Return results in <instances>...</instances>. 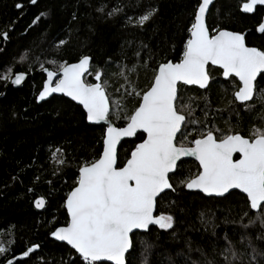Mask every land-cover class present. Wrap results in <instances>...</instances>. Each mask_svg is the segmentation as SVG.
I'll list each match as a JSON object with an SVG mask.
<instances>
[{"label":"trees","instance_id":"obj_1","mask_svg":"<svg viewBox=\"0 0 264 264\" xmlns=\"http://www.w3.org/2000/svg\"><path fill=\"white\" fill-rule=\"evenodd\" d=\"M247 2L216 0L207 14L208 30L211 35L219 30L239 33L246 46L264 51V33L258 31L264 23V4L244 12ZM197 5L198 0H36L35 4L0 0V77H9L0 78V247L6 249L0 253V264L17 257L21 258L13 264H72L78 255L51 239V233L67 224L64 202L75 187L79 167L93 163L102 151L104 127L87 124L81 107L61 96L36 102L44 81L40 71L58 72L63 63L90 57L85 82H97L94 74L102 71L98 82H107L109 120L116 127L125 126V112L130 114L138 97L126 95L131 88L119 75L120 68L135 65L129 80L136 91L146 90L158 63L182 59ZM151 9L157 11L145 25L135 23ZM16 73L28 74L21 88L10 85ZM233 79L224 80L222 71L212 70L210 87L205 90L180 86L182 100L177 106H190L185 110L187 129L182 128L190 133L183 140L185 146L208 128L217 136L231 129V134L244 138L264 130V101L257 98L264 90V74L255 83L253 100L246 104L234 100ZM117 102L124 108L119 119L113 115ZM141 136L122 142L118 167ZM198 171L194 162H180L171 182L175 185L181 177H194ZM38 198L45 202L42 210L34 207ZM155 214L171 215L173 227L134 233L135 249L127 255L126 264H144L145 260L146 264H207L208 260L225 264L221 253L230 242L238 252L247 253L234 264H264V255L259 254L264 253V239L256 238L264 233L260 213L252 212L237 192L216 199L178 188L157 199ZM249 241L257 250L255 259ZM32 246L38 247L23 257ZM77 264H82V258Z\"/></svg>","mask_w":264,"mask_h":264},{"label":"snow or ice","instance_id":"obj_2","mask_svg":"<svg viewBox=\"0 0 264 264\" xmlns=\"http://www.w3.org/2000/svg\"><path fill=\"white\" fill-rule=\"evenodd\" d=\"M211 2L198 0L182 59L177 63H158L146 90L136 91L134 83L129 80L128 74L136 71L135 65L130 69L127 66L120 68L119 75L131 88L130 92L126 90V95L138 97L136 106L130 114L125 112L126 126L116 127L107 123L102 154L93 163L79 167L75 187L67 195L66 226L51 233L56 240L66 242L79 254L73 258L72 264H77L81 258L82 264L101 261L126 264V253L131 254L135 249V241L130 236L134 230L150 231L152 225L163 230L171 229L174 222L171 215H154L156 199L165 190L198 189L207 196L226 199V194L232 195L231 189H239L246 194L247 206L260 213L258 218L264 227V130L257 129L252 136L244 138L240 134H231V129L217 136L212 128H208L200 131L199 137L190 141V146L183 143L190 135L182 131L189 123L185 110L190 106L183 103L177 106V102L182 100L179 96L181 85H197L206 89L210 87L211 71H222L224 78H234V100L245 102L254 97L253 82L257 74H264V51L247 47L241 34L219 30L216 35H209L205 13ZM31 3L35 4L36 0H31ZM256 4H264V0H249L242 10L252 12ZM16 6L22 7L20 4ZM115 11L118 10L113 9ZM156 11L145 12L135 23L145 25ZM258 31L264 33V23L258 26ZM4 38L7 39L6 33ZM144 64L148 66L147 61ZM89 65L90 57L83 56L77 63L61 64L59 74L47 71L48 79L38 99L43 100L51 93H63L83 106L88 121L108 122L110 101L104 87L107 82H85L83 75ZM209 66H215V69ZM94 75L96 81L102 80V71ZM23 79L24 74L17 73L11 83L19 85ZM257 98L264 101V90ZM116 108L113 115L119 119L124 108L118 102ZM191 123L197 121L192 120ZM138 132L143 134L140 142L134 144L123 165L117 167V144L122 137H135ZM178 139L181 140L179 144ZM234 153L239 154V159H233ZM181 157H194L199 162L200 171L194 177H181L174 185L171 181ZM35 204L37 208L43 207V198L37 199ZM256 238L264 239V233ZM140 243L143 245L145 241ZM36 247H29L23 257H28ZM248 247L252 249V259H255L258 253L251 241ZM5 251L0 247V253ZM246 254L238 252L231 242L221 253L225 264H234L238 259L242 261ZM207 264L214 262L208 260Z\"/></svg>","mask_w":264,"mask_h":264},{"label":"water","instance_id":"obj_3","mask_svg":"<svg viewBox=\"0 0 264 264\" xmlns=\"http://www.w3.org/2000/svg\"><path fill=\"white\" fill-rule=\"evenodd\" d=\"M215 1H216V0H212V2H211V3L209 4V6H208V9H207V11H206V13H205V23H206V18H207V14H208V12H209V9L211 8V6L214 4ZM206 26H207V23H206ZM207 28H208V27H207ZM217 33H218V32H216V33L213 34V35H216ZM238 34H239V33H238ZM209 35L211 36L210 32H209ZM244 42H245V41H244ZM245 45H246V44H245ZM247 47H248V46H247ZM77 62H78V61H77ZM77 62H75V63H77ZM90 65H91V60H90ZM90 65H89L88 71L85 72L84 75H83V79H84V80H85V76L89 73ZM209 67H215V66H209ZM47 71H51V70L45 68V69H42V70L40 71L41 74L44 76V81H43V84H42V87H41L40 91L38 92V94H37V96H36V102H37L38 104H40V103H42V102H45V101L49 100V99H50L51 97H53V96H57V97H60V96H61V97H64V98H66L67 100H69V101H71L72 103H74L75 105H77V106H79V107L82 108V110H83V112H84V114H85V117H86V122H87V124H89V125H93V126H103V127H104V136H105L106 128H107V123H112V122H111L110 120H108V122L101 121V122H99V123L88 121V119H87V113H86V111L83 109V106L80 105L77 101H73V100H71L70 97L65 96L63 93H51V94L47 95V96L45 97V99H43V100H39V99H38L39 94H40V92L43 90V88H44V84H45V82H46L47 79H48V77H47ZM54 73L59 74V71H58V72H54ZM16 74H17V73H16ZM23 74H24V79L22 80L21 84H19V85H14V84H12V83H11V80H10V85H11V87H13V88H21V87L23 86V84L25 83V81L28 79V74H25V73H23ZM260 75H262V74H260V73L257 74V79L259 78ZM14 77H15V74L13 75V77H12L11 79H14ZM57 78H58V75L54 77V80L57 79ZM222 78H223L224 80H226V78H224L223 75H222ZM257 79L253 82V83H254V90H255V83H256ZM237 81H238V80H237ZM95 83H99V82L97 81V82H95ZM182 86H186V87H196V88H198V89H200V90H205V89H201V88H199V86H197V85H182ZM252 100H253V99H252ZM252 100H250V101H245V102H239V101H237V102H239V103H241V104H246V103H250ZM109 101H110V100H109ZM110 110H111V105H110L109 111H110ZM112 124H113V123H112ZM113 126H115V125L113 124ZM125 126H126V125H125ZM138 134H142V133H141V132H138L137 135H138ZM142 135H143V134H142ZM178 135H179V134H178ZM135 137H136V136H135ZM135 137H122V138H121V141L117 144V152H118V149H119L120 145L122 144V142H124L125 140H133ZM103 139H104V137H103ZM102 151H103V142H102ZM102 151H101V154H102ZM233 159H234V160H235V159H239V154H238V153H234V154H233ZM183 161L194 162V163L197 164V166L199 167V162L196 161L194 157H181V159L177 161V165H178L180 162H183ZM116 166H117V165H116ZM117 167H118V166H117ZM199 171H200V169H199ZM78 175H79V171H78ZM170 175H172V174H170ZM169 191H171V190H165V193H166V192H169ZM188 191H195V192H197V193H199V194H201L202 196L207 197V198H216V199H220V198H222V197H216V196H207V195H205L204 193H201L198 189L188 190ZM230 192H231V193H232V192H237V193L243 195V196L246 198V194L241 193V192L239 191V189H231ZM69 193H70V192H69ZM162 194H164V193H161V194L157 197V199H158ZM226 196H227V194H226ZM66 198H67V197H66ZM38 199H40V198H38ZM157 199H156V201H157ZM36 200H37V199H36ZM36 200L34 201V207H35L37 210H42L44 206L41 207V208H37V207H36V204H35ZM44 203H45V202H44ZM65 205H66V199H65V202H64V209H65L66 214H67V209H66V206H65ZM155 209H156V205H155ZM155 209H154V215H156V214H155ZM251 211L254 212V213H257L256 211H253V210H251ZM67 217H68V214H67ZM65 226H66V225H65ZM62 227H64V226H62ZM153 227H154V228H159V227L156 226V225H152V226H150V228H153ZM58 228H59V227H58ZM54 231H55V230H54ZM146 232H148V231H145V230H134V233H146ZM134 233H133V234H134ZM133 234H130V236H132ZM51 239H53L54 241H56V242H58V243L65 244L67 247L70 248V246H68V245L66 244V242L58 241V240H56L55 237H53L52 235H51ZM36 249H37V247L35 248V250H36ZM70 249H71V248H70ZM71 250L75 252L74 249H71ZM76 254L79 256L78 253H76ZM127 255H128V254L126 253V257H127ZM20 258H21V257H17V258H14V259L10 260V261H11V264H13L17 259H20ZM98 263H108V264H110V262H108V261H101V262H98ZM6 264H8V262H7Z\"/></svg>","mask_w":264,"mask_h":264},{"label":"rangeland","instance_id":"obj_4","mask_svg":"<svg viewBox=\"0 0 264 264\" xmlns=\"http://www.w3.org/2000/svg\"><path fill=\"white\" fill-rule=\"evenodd\" d=\"M11 80V79H10ZM187 146V145H186Z\"/></svg>","mask_w":264,"mask_h":264}]
</instances>
